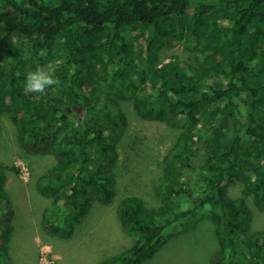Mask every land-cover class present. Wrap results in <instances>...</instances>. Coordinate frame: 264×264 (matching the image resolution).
<instances>
[{
  "label": "trees",
  "instance_id": "obj_1",
  "mask_svg": "<svg viewBox=\"0 0 264 264\" xmlns=\"http://www.w3.org/2000/svg\"><path fill=\"white\" fill-rule=\"evenodd\" d=\"M184 40L204 42L210 51L198 64L158 62L162 46ZM261 43L264 0H0V114H9L20 148L55 156L39 190L60 210L45 222L71 231L93 195L110 194L106 166L126 123L119 99L130 97L143 118L176 127L179 135L159 184L163 205L149 206L135 194L122 198L118 213L134 238L98 264L145 263L205 205L220 223L210 263L264 264V230L242 235L251 226L249 201L264 208ZM24 45L32 71L50 66L59 85L24 94ZM237 180L244 188L232 197ZM5 181L0 170V264H9L14 213ZM182 196L186 206L172 207L171 198Z\"/></svg>",
  "mask_w": 264,
  "mask_h": 264
},
{
  "label": "rangeland",
  "instance_id": "obj_2",
  "mask_svg": "<svg viewBox=\"0 0 264 264\" xmlns=\"http://www.w3.org/2000/svg\"><path fill=\"white\" fill-rule=\"evenodd\" d=\"M254 28L252 25L250 31ZM146 40L138 41L139 49L145 48ZM258 50L264 52V43ZM209 51L204 42L184 40L176 46H162L158 50V62L176 58L183 64H198ZM19 63L24 76L32 71V54L27 45L21 48ZM102 74L104 70L92 77L91 90L102 81ZM108 90L114 94L115 87L109 86ZM119 100L126 123L116 142L117 154L111 156L106 166L107 174L112 177L111 192L107 196L93 195L89 210L71 231L68 225L56 228L45 222L60 210L51 197L39 190V186L45 184L41 178L55 164V156L29 153L20 148L9 114H0V170L5 172V187L14 210L13 229L7 244L9 264H98L121 252L134 238V234L123 227L118 213L117 206L122 198L135 194L149 206L163 205L159 184L166 157L173 149L179 130L165 122L143 118L134 109L132 98ZM187 175L191 181L198 178L191 169ZM243 188V182L237 180L229 194L240 196ZM170 201L172 207L181 208L186 206L188 199L182 196ZM249 208L251 226L243 236L264 230V208L257 207L251 200ZM219 225L213 212L205 210L190 222L178 223L166 243L143 264H211L210 258L219 247Z\"/></svg>",
  "mask_w": 264,
  "mask_h": 264
},
{
  "label": "clouds",
  "instance_id": "obj_3",
  "mask_svg": "<svg viewBox=\"0 0 264 264\" xmlns=\"http://www.w3.org/2000/svg\"><path fill=\"white\" fill-rule=\"evenodd\" d=\"M60 83L59 78L55 75L54 69L50 66L39 67L35 71L26 73L22 91L25 95L31 93L42 94L47 88L59 85ZM204 210L210 212L211 205H205Z\"/></svg>",
  "mask_w": 264,
  "mask_h": 264
},
{
  "label": "water",
  "instance_id": "obj_4",
  "mask_svg": "<svg viewBox=\"0 0 264 264\" xmlns=\"http://www.w3.org/2000/svg\"><path fill=\"white\" fill-rule=\"evenodd\" d=\"M70 109V108H69ZM79 109L81 110V107H79Z\"/></svg>",
  "mask_w": 264,
  "mask_h": 264
}]
</instances>
